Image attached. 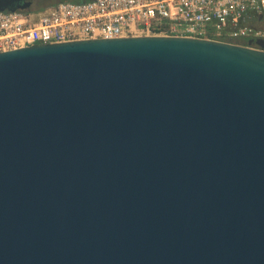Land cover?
Segmentation results:
<instances>
[{
    "label": "water",
    "instance_id": "water-1",
    "mask_svg": "<svg viewBox=\"0 0 264 264\" xmlns=\"http://www.w3.org/2000/svg\"><path fill=\"white\" fill-rule=\"evenodd\" d=\"M0 264H264V38L1 51Z\"/></svg>",
    "mask_w": 264,
    "mask_h": 264
},
{
    "label": "built area",
    "instance_id": "built-area-1",
    "mask_svg": "<svg viewBox=\"0 0 264 264\" xmlns=\"http://www.w3.org/2000/svg\"><path fill=\"white\" fill-rule=\"evenodd\" d=\"M263 12L264 0H63L36 12L0 11V52L144 35L247 44L249 39L264 38V29L250 24Z\"/></svg>",
    "mask_w": 264,
    "mask_h": 264
},
{
    "label": "flooded vegetation",
    "instance_id": "flooded-vegetation-1",
    "mask_svg": "<svg viewBox=\"0 0 264 264\" xmlns=\"http://www.w3.org/2000/svg\"><path fill=\"white\" fill-rule=\"evenodd\" d=\"M26 1L30 2V3H28L29 4L28 7L25 9H20L21 8L20 5H23L24 2H26ZM26 1L22 0L20 2H17L15 5H13V8H15L17 10H33V9H36L39 6V4L41 3V1H43V0H26Z\"/></svg>",
    "mask_w": 264,
    "mask_h": 264
},
{
    "label": "trees",
    "instance_id": "trees-1",
    "mask_svg": "<svg viewBox=\"0 0 264 264\" xmlns=\"http://www.w3.org/2000/svg\"><path fill=\"white\" fill-rule=\"evenodd\" d=\"M58 1H63V0H43L41 1V3L39 4V6L36 8L37 10H40L48 5H52L54 3H57ZM82 1H87V0H82ZM258 17H254L251 21L253 22V20L255 21Z\"/></svg>",
    "mask_w": 264,
    "mask_h": 264
},
{
    "label": "rangeland",
    "instance_id": "rangeland-1",
    "mask_svg": "<svg viewBox=\"0 0 264 264\" xmlns=\"http://www.w3.org/2000/svg\"><path fill=\"white\" fill-rule=\"evenodd\" d=\"M70 1H76V2H78V1H82V0H70ZM36 9H34V12H36V11H38V10H36ZM255 22H256V24H258V26L260 27V28H263L264 29V12L263 13H261L259 16H258V18L255 20Z\"/></svg>",
    "mask_w": 264,
    "mask_h": 264
},
{
    "label": "crops",
    "instance_id": "crops-1",
    "mask_svg": "<svg viewBox=\"0 0 264 264\" xmlns=\"http://www.w3.org/2000/svg\"><path fill=\"white\" fill-rule=\"evenodd\" d=\"M250 24L253 25V26H255V27H259L258 24H256V22L254 20H253V22L251 21Z\"/></svg>",
    "mask_w": 264,
    "mask_h": 264
}]
</instances>
